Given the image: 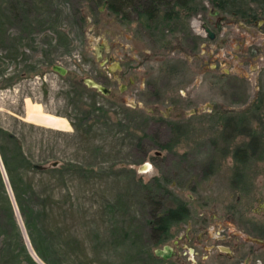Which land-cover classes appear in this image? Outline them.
<instances>
[{
  "label": "rangeland",
  "instance_id": "rangeland-1",
  "mask_svg": "<svg viewBox=\"0 0 264 264\" xmlns=\"http://www.w3.org/2000/svg\"><path fill=\"white\" fill-rule=\"evenodd\" d=\"M108 1L0 0V140L9 159L17 157L11 140L21 144L25 178L38 194L27 193L26 215L49 264H150L162 245H152L150 222L180 204L189 223L172 226L169 240L180 238L177 251L186 256L178 264H193L197 220L234 206L235 186L264 195V54L236 49L244 38L236 23L217 47L203 46L194 14L210 0H195L188 17L159 15L145 29L131 7L113 15ZM245 3L236 9L258 10L257 0ZM225 117L246 130L222 128ZM0 182V264H45L1 158Z\"/></svg>",
  "mask_w": 264,
  "mask_h": 264
},
{
  "label": "flooded vegetation",
  "instance_id": "flooded-vegetation-1",
  "mask_svg": "<svg viewBox=\"0 0 264 264\" xmlns=\"http://www.w3.org/2000/svg\"><path fill=\"white\" fill-rule=\"evenodd\" d=\"M247 1L242 0L240 6L247 5L245 3ZM257 7L256 11L248 7L246 9H235L232 6L222 8L218 3L211 2L208 9L198 8L194 17L197 19L198 31L202 32L206 42L203 46L214 44L220 33H224L222 32L224 28H229L236 23L237 27L244 32V38L241 39L236 49L253 54V56L264 54V0H257ZM227 13L231 15V18H226ZM233 15L237 18H233ZM205 29L210 33L211 38ZM259 39L261 44L257 43ZM218 44L219 42H216L214 47ZM257 70L259 76L262 69ZM200 72L208 71H197V73ZM235 188L239 189L240 196L235 198L234 206L226 208L225 214H211L209 219L196 221L199 226L194 235L195 250H189L195 256L193 264L206 262L208 264H264V195L252 191L253 187L247 184L241 187L235 186ZM188 216L186 221L180 223L188 224L189 211ZM206 227L211 228V234H208ZM179 239V237L174 240L167 239L157 247V249H162L163 246H167L171 249L172 253L167 259L156 257L152 250L150 264L155 260L161 264H178L180 257L186 256L177 251L180 248L178 247ZM186 242H189V239H186ZM186 261L188 263L191 260L187 257Z\"/></svg>",
  "mask_w": 264,
  "mask_h": 264
},
{
  "label": "trees",
  "instance_id": "trees-1",
  "mask_svg": "<svg viewBox=\"0 0 264 264\" xmlns=\"http://www.w3.org/2000/svg\"><path fill=\"white\" fill-rule=\"evenodd\" d=\"M133 1L136 4L138 2L137 0H109L107 2V10L111 14L117 15L120 13V10H122V8L131 7L136 18L138 19V21L141 22L144 29L148 27L147 25L149 23H153L155 19L159 17V15H161L160 18L163 21L169 22L171 20H177L181 15H183L184 17H188L189 14L194 13L196 11L193 4L195 0H145L143 3H139L136 6H133ZM210 1L213 3H218V5H220L222 8L232 6L236 9L235 5H237V3H240L242 0ZM161 7L165 8L166 11L161 12ZM227 124H232L230 130H232L233 133L236 131L246 130L245 127H240L239 119L235 120V122L232 123V119L225 117L223 118L222 128L229 129ZM252 134L254 133L252 132L249 134L250 139L248 142V148L251 149L252 152H254V150L258 149L259 147V141ZM2 136H5V134H3ZM7 138H9L8 135ZM3 140L4 139L0 140L1 165L9 186L10 193L12 195L13 204L15 206L16 211L22 218L23 228L26 231L34 253L43 263L49 264V261L45 256L44 249L42 248L41 244L38 243L37 237H34L32 233L33 229L29 222V216L26 215L28 207L26 206L25 197L27 196V193L30 194V196H35L38 194L37 191L35 192V188H33L32 182L25 178L24 170L27 168L28 164H26L21 144L17 143L14 139L11 140L13 143L16 144L17 157L16 159H9L4 152ZM234 155L235 159L238 158V160H241L244 157V154H241L238 151L234 152ZM15 160H17L18 162L16 163ZM4 202L10 223L16 230V227H14V221L12 219L11 208L6 197L4 198ZM41 210H45L44 207H42ZM188 218V210L183 204H180L174 208L167 209L162 214H156L155 218L150 222L151 236L154 241L152 245L158 246L164 243V241L171 237L170 228L172 226H176L180 222L186 221ZM27 260L29 263H31L29 259Z\"/></svg>",
  "mask_w": 264,
  "mask_h": 264
},
{
  "label": "water",
  "instance_id": "water-1",
  "mask_svg": "<svg viewBox=\"0 0 264 264\" xmlns=\"http://www.w3.org/2000/svg\"><path fill=\"white\" fill-rule=\"evenodd\" d=\"M105 3H103L104 6ZM102 6V7H103ZM205 32L208 34L209 38H211L210 33L205 29ZM115 68L118 69V65H114ZM52 73L56 74L59 77H63L66 75V70L58 65H52L50 67ZM82 84L88 88L94 90L96 93L100 94L101 96L105 97L110 94V89L103 87L101 84L90 80V79H83ZM172 251L169 247L163 246L162 249H154V255L156 257H161L162 259H167L170 257Z\"/></svg>",
  "mask_w": 264,
  "mask_h": 264
},
{
  "label": "bare ground",
  "instance_id": "bare-ground-1",
  "mask_svg": "<svg viewBox=\"0 0 264 264\" xmlns=\"http://www.w3.org/2000/svg\"><path fill=\"white\" fill-rule=\"evenodd\" d=\"M58 119H61V118H58ZM147 170V166L145 165V166H143V167H141V171L142 172H145Z\"/></svg>",
  "mask_w": 264,
  "mask_h": 264
},
{
  "label": "crops",
  "instance_id": "crops-1",
  "mask_svg": "<svg viewBox=\"0 0 264 264\" xmlns=\"http://www.w3.org/2000/svg\"><path fill=\"white\" fill-rule=\"evenodd\" d=\"M115 68V67H114Z\"/></svg>",
  "mask_w": 264,
  "mask_h": 264
}]
</instances>
